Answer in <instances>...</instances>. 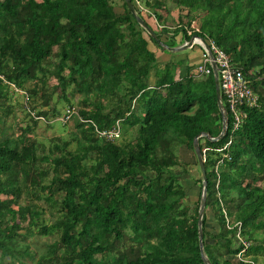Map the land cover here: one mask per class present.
I'll use <instances>...</instances> for the list:
<instances>
[{"label":"trees","instance_id":"1","mask_svg":"<svg viewBox=\"0 0 264 264\" xmlns=\"http://www.w3.org/2000/svg\"><path fill=\"white\" fill-rule=\"evenodd\" d=\"M131 1L147 23L145 15L153 13L161 24L158 11L168 12L170 2L186 11L187 28L178 22L174 28L148 23L158 41L141 27L125 0L121 12L111 0H0V123L15 88L26 93L31 105L42 98L48 106L51 78L62 96L67 89L68 95L79 94L83 108L78 115L92 122L76 139L80 153L61 143L46 147L36 138L24 144L21 136L12 139L0 129V196H11L0 198V258L13 250L17 257L29 255L27 249L19 250V239L26 236L20 231L38 223L40 213L21 205L16 222L10 206L24 189H33L31 194H43L58 211L54 221L38 226L42 235H57L39 264H206L204 256L210 264H262L264 0ZM201 12L209 17L197 24ZM191 22L198 30L188 33ZM194 34L213 39L241 66L258 95V106L245 107L247 117L226 149L231 160L219 173L214 149L228 135L205 139L213 150L203 157V252L198 232L202 176L194 180L197 200L183 201V174H191L176 148L184 145L194 152L197 134L213 138L221 131L214 76L176 79L175 65H161L149 48L151 41L169 54L178 45L177 36L189 41ZM220 100L226 109L222 94ZM49 111L36 114L48 118ZM119 120L135 128L133 138L106 141L96 136L94 125L112 129ZM230 125L228 116V129ZM198 143L202 149L201 138Z\"/></svg>","mask_w":264,"mask_h":264},{"label":"rangeland","instance_id":"2","mask_svg":"<svg viewBox=\"0 0 264 264\" xmlns=\"http://www.w3.org/2000/svg\"><path fill=\"white\" fill-rule=\"evenodd\" d=\"M111 2L117 12L123 11V0H111ZM171 7L172 9H175L172 4ZM175 11L176 10H174L173 12L175 13ZM208 15L209 14L206 12H201L200 14H198L199 17L197 20V24L200 22V20L208 18ZM151 20L152 24L155 25L153 18ZM182 20H187L185 14ZM175 22V20H170L171 25L175 24ZM143 34L146 38H148L146 32H144ZM149 45L151 48H154L155 46L151 42H149ZM195 46L196 47H194V50H198V47L201 50L200 46ZM181 50H179V53L185 52L190 54L192 51V49L190 48L184 51ZM166 52L169 51L166 50ZM262 78L263 79L261 81L262 85L264 86V74ZM56 83L57 82L54 78L49 79L47 83V92H52L48 106H45L42 98L34 99V102L31 105L29 98H25L23 90H16L17 92L14 93L11 92V96L7 104L8 107L6 109L8 110V113H2L0 129L1 131H3L5 136H9L12 139H18L21 136L22 142L24 144L28 140L36 138L39 143L44 144L46 147L54 143H61L62 146L68 151H71L72 153H80V151H78L76 148V139L81 134V130H83L84 127H86L88 124L87 122H82L78 114H74L70 118V120H63L62 115L68 105L75 106L77 110L83 108V105H80V103H78L82 98L79 96V94L68 95L69 89H67L68 92L66 96H62V93L59 90H54V86ZM28 85H30V83H27V86ZM33 104L34 107H32ZM46 108L50 110L47 116L48 118L40 117L39 119H35L34 117H32L33 114L37 116L36 112H38L39 110H45ZM32 118L36 120L35 123H33ZM78 123H81V126ZM27 126L31 127L30 130L26 128ZM21 132H23V135H21ZM135 133L136 132L134 127L129 128L128 126L123 125L121 130V138L117 141L133 138L136 135ZM58 138L60 139L59 142ZM177 147L178 150L176 148V152L178 153L183 163H186L187 165L189 164L187 166V172L192 175L186 176L187 174H183V185L185 186V189H187L186 198H184L183 201L192 204L193 201L197 200L198 198L199 185L195 184L197 193H191L189 192V189L191 188V185L193 183L192 180H195L200 176L199 165L196 160L195 153L191 149L184 145H179ZM18 179V182L21 183L22 176H19ZM29 191L32 192L33 189H24L20 194L18 202L13 203L10 206L12 210V217L16 220V222H19V218L17 214H15V211L21 205L23 207L29 206L30 208H34L40 213V218L37 219L38 223H33L34 226H30L28 230L22 229L20 231L21 233L24 232L26 236L19 239V250L21 251L23 249H27L29 255L23 254L17 257V251L13 250L11 252V256H4L3 258H0V264H39L40 256L45 252L47 248L52 246V243L57 238L56 234L42 235L38 232V226L40 225V223L49 224L56 219L58 215L56 207L52 203H49L47 200H45L43 194L34 196V194H31ZM7 197L11 196H0L1 199H5ZM209 221L210 220H208L207 222L208 229H210V226L212 225ZM27 222L28 220L25 223ZM259 261L264 264L263 257L260 256Z\"/></svg>","mask_w":264,"mask_h":264},{"label":"built area","instance_id":"3","mask_svg":"<svg viewBox=\"0 0 264 264\" xmlns=\"http://www.w3.org/2000/svg\"><path fill=\"white\" fill-rule=\"evenodd\" d=\"M144 11H147L144 9ZM198 30L195 22H191V29H188V33ZM194 34L191 36L193 45H198L201 47L200 61L194 66L189 76L195 78H202L213 73L211 63L214 62L217 70L218 85L220 94L224 96L226 102V109L223 106V115L227 118V125L224 135H228V139L222 147L215 148L214 151L218 153L217 162L215 166V171L219 173V168L225 162L231 160V155L226 149L230 146L235 138V132L241 127L244 120L247 117V112L245 107H256L258 106V95L253 91L249 85V80L245 77L243 69L241 66L231 60L229 55L220 48L213 39L202 37H196ZM188 41H185L186 44ZM15 90H18L15 88ZM25 94V92H23ZM27 97V96H26ZM78 114L75 106L68 105L62 115L63 120H70L74 115ZM34 118L39 119L42 116H35ZM79 116V115H78ZM228 116L231 118L230 129H228ZM82 122L90 123L91 120H83ZM92 123V122H91ZM94 125V123H93ZM94 131L98 138L106 141H117L121 138L122 124L121 121H117L112 129H99L94 125ZM201 146L202 155L204 157L205 153L209 150H213L205 142V139L212 138L208 134L201 135ZM205 159V158H204ZM231 220L227 217V227H230ZM240 229V222H236ZM237 237L242 241L239 231ZM244 243V242H243ZM240 257V254H238Z\"/></svg>","mask_w":264,"mask_h":264},{"label":"crops","instance_id":"4","mask_svg":"<svg viewBox=\"0 0 264 264\" xmlns=\"http://www.w3.org/2000/svg\"><path fill=\"white\" fill-rule=\"evenodd\" d=\"M171 4L172 3L169 2L168 5H167L168 6L167 7L168 8V12H165V10H159L158 11V13L161 14V16L163 17V20H164L163 23L164 24H161V22L159 23L158 20L153 18L152 11H150L152 13L151 16H149L147 14L145 15V17L147 18L148 23L150 25H152L154 28L158 27V26L159 27L160 26H166V27L174 28L175 26H177V24L176 25L175 24L171 25L170 20L171 21L175 20L176 22H178V25L182 24V26L187 28L188 18H187V20H181V22H180V18H184V13H186V11L185 10H182V11L178 10V8L175 5H173V4L172 5L175 7V9H172ZM174 10H176L175 13L173 12ZM180 13L183 14L182 17L179 16ZM152 18H153V20L155 22V25H153L152 22H151ZM169 37H170V34H169ZM146 39H148V38H146ZM149 42H151V41H149ZM176 42H177L178 45L179 44L182 45V44H184L185 40L182 39L181 35H179V36L176 37ZM194 47H196L195 44L192 45V47H190V49H192L190 54L185 53V52L179 53L180 51L176 52V51H172V50H170V51H172V53L167 54L165 52H162L159 48H157L155 46H154V48H151L150 45H149V48L156 52L157 60L159 61V63L161 65H164V64H170L169 66H171L172 64L175 65V78L176 79L185 78V76L188 75L192 71L194 66L200 61L201 50L198 47V45H197L198 50H194ZM184 50H186V49H183V51ZM150 80H151L150 82H154V77L151 76ZM124 126H126V125H124ZM192 182L193 183L191 185V188L189 189V192L197 193L196 192L197 188L195 186L196 183H195L194 180H192ZM185 193H187V189H185ZM185 198H186V196H185Z\"/></svg>","mask_w":264,"mask_h":264},{"label":"water","instance_id":"5","mask_svg":"<svg viewBox=\"0 0 264 264\" xmlns=\"http://www.w3.org/2000/svg\"><path fill=\"white\" fill-rule=\"evenodd\" d=\"M130 12L135 16L136 20L138 21V23L141 25L142 28H144V30L154 39L158 40V37L155 33V31L151 28V26H149V24L139 15H137L135 8L133 6V3L131 0H125ZM196 37H199L198 35H195ZM192 39V38H191ZM189 40L186 44H182L181 46H175V47H168L170 50L172 51H179V50H183V49H187L192 47L193 42L192 40ZM212 66V70H213V76H214V83H215V90H216V99H217V106H218V110L222 116V127H221V131L219 132V134L216 137L211 138V140L213 141H217L220 140L225 132L226 129V125H227V118L225 115H223V105L222 102L220 100V90H219V85H218V77H217V70H216V66L215 63L212 62L211 63ZM206 133H199L197 134L194 139H193V146H194V153L196 156V160L198 162L199 165V169H200V173L202 176V187H201V194H200V204H199V210H198V232H199V245H200V250L201 252H203V245H202V217L204 214V208H205V202H206V193H207V179H206V170H205V166H204V158L201 152V149L199 147V143H198V139L201 135H205ZM204 260L206 264H210L209 260L204 256Z\"/></svg>","mask_w":264,"mask_h":264},{"label":"clouds","instance_id":"6","mask_svg":"<svg viewBox=\"0 0 264 264\" xmlns=\"http://www.w3.org/2000/svg\"><path fill=\"white\" fill-rule=\"evenodd\" d=\"M16 89H17V88H16ZM18 90H19V89H18ZM15 91H16V90H15ZM16 92H17V91H16ZM24 96H25V98L27 99V97H26V96H27L26 93L24 94ZM32 116H33V115H32ZM33 117H34V116H33ZM35 119H36V118H35Z\"/></svg>","mask_w":264,"mask_h":264}]
</instances>
